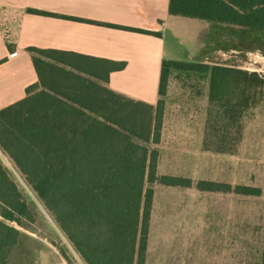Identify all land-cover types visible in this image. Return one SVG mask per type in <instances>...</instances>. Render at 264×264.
<instances>
[{
	"label": "trees",
	"instance_id": "16d2710c",
	"mask_svg": "<svg viewBox=\"0 0 264 264\" xmlns=\"http://www.w3.org/2000/svg\"><path fill=\"white\" fill-rule=\"evenodd\" d=\"M169 14L213 23L232 37L264 34V0H170ZM28 51L38 82L26 89L24 98L0 110V264H10L19 243L20 231L12 223L34 220L2 157L19 172L83 264H146L153 185H193L185 177L159 174L160 154L153 147L161 142L172 73L208 78L209 99L219 108L207 122L204 149L219 153L235 147L238 107L248 104V98L233 103L229 97L264 88V75L164 59L158 100L151 104L108 87L111 73L125 69V61ZM196 188L262 195L258 187L206 180ZM261 244L259 264H264V221ZM67 251L64 257L75 263Z\"/></svg>",
	"mask_w": 264,
	"mask_h": 264
},
{
	"label": "rangeland",
	"instance_id": "374dc122",
	"mask_svg": "<svg viewBox=\"0 0 264 264\" xmlns=\"http://www.w3.org/2000/svg\"><path fill=\"white\" fill-rule=\"evenodd\" d=\"M165 33L166 59L222 64L264 75V34L232 37L213 23L178 18ZM209 80L173 72L165 97L159 174L192 180L191 188L153 185L154 201L146 264H259L264 221V88L229 98L247 99L236 121L237 140L224 153L204 149L207 122L217 104L209 99ZM246 105V103H245ZM1 156V152H0ZM21 188L33 221L12 223L20 231L10 264H83L66 237L24 182L2 157ZM200 180L258 187L262 195L202 192ZM38 254V256L36 255Z\"/></svg>",
	"mask_w": 264,
	"mask_h": 264
},
{
	"label": "crops",
	"instance_id": "0c3cea01",
	"mask_svg": "<svg viewBox=\"0 0 264 264\" xmlns=\"http://www.w3.org/2000/svg\"><path fill=\"white\" fill-rule=\"evenodd\" d=\"M169 3L170 0H0V110L24 98L26 89L38 82L29 48L125 61V69L111 73L108 87L155 104L161 63L167 60L165 33L183 22L169 14Z\"/></svg>",
	"mask_w": 264,
	"mask_h": 264
}]
</instances>
